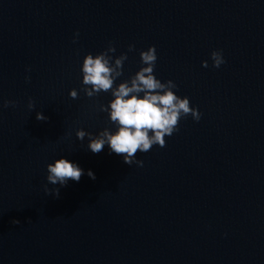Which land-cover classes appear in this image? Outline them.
<instances>
[{
    "label": "water",
    "instance_id": "95a60500",
    "mask_svg": "<svg viewBox=\"0 0 264 264\" xmlns=\"http://www.w3.org/2000/svg\"><path fill=\"white\" fill-rule=\"evenodd\" d=\"M109 42L128 55L120 79L155 45L157 77L202 113L137 152L142 167L75 136L108 126V94L68 92ZM61 155L96 179L55 198ZM0 264H264V0H0Z\"/></svg>",
    "mask_w": 264,
    "mask_h": 264
},
{
    "label": "clouds",
    "instance_id": "9594fccd",
    "mask_svg": "<svg viewBox=\"0 0 264 264\" xmlns=\"http://www.w3.org/2000/svg\"><path fill=\"white\" fill-rule=\"evenodd\" d=\"M79 33H74L73 43ZM134 46H128V52L134 51ZM116 48L109 42L108 46L95 54L86 53L80 63V84L77 90L72 88L68 95L77 99L82 92L86 97L93 98L101 93L111 98L106 104L101 103L98 111L106 114V127L95 134L78 128L75 131L77 140L83 142L87 138L86 148L93 155L99 154L105 148L109 155H117L122 162L131 166H143V160L137 158V152L147 153L153 146L164 147L165 137L179 131L178 123L182 118L191 116L198 122L202 113L198 107L191 105L188 96L177 94L178 85L172 80H161L155 73L158 59L155 45L139 51L140 67L126 79L123 66L128 55L125 52L114 55ZM211 67L219 68L226 61L221 49L210 53ZM201 66L209 67L208 60H202ZM30 71V69H28ZM26 80L29 78L26 76ZM119 79V82L117 83ZM15 106L14 101L5 100L3 107ZM28 109L34 104L29 98ZM35 119L47 121L48 117L42 111H37ZM86 175L95 180L91 169L85 170L77 162L61 155L46 165V195L59 197L60 188L68 185L69 181L79 182ZM48 185H52L49 188ZM19 223V221H12Z\"/></svg>",
    "mask_w": 264,
    "mask_h": 264
}]
</instances>
